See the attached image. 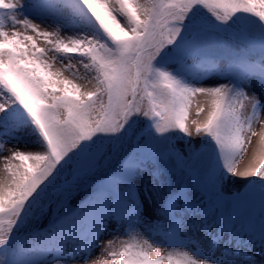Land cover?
Returning a JSON list of instances; mask_svg holds the SVG:
<instances>
[{
  "label": "snow or ice",
  "instance_id": "6c2138e0",
  "mask_svg": "<svg viewBox=\"0 0 264 264\" xmlns=\"http://www.w3.org/2000/svg\"><path fill=\"white\" fill-rule=\"evenodd\" d=\"M0 264H264V0H0Z\"/></svg>",
  "mask_w": 264,
  "mask_h": 264
},
{
  "label": "rangeland",
  "instance_id": "374dc122",
  "mask_svg": "<svg viewBox=\"0 0 264 264\" xmlns=\"http://www.w3.org/2000/svg\"><path fill=\"white\" fill-rule=\"evenodd\" d=\"M70 34V33H69ZM202 99V98H201ZM192 116L193 118H195V108H193V111H192ZM181 147H183V145L181 144ZM249 155V154H248ZM248 155L245 156L244 160L241 162V164L245 161V159L248 157ZM241 166V165H240ZM235 179V178H234ZM233 191H243V188H240V186L237 185L236 183V180H235V184L233 186ZM75 201H73L74 203ZM115 235L117 236H122L123 235V230H120V232L118 233H115ZM107 239H111L112 238V235H108L106 237ZM151 238V237H150Z\"/></svg>",
  "mask_w": 264,
  "mask_h": 264
},
{
  "label": "bare ground",
  "instance_id": "6f19581e",
  "mask_svg": "<svg viewBox=\"0 0 264 264\" xmlns=\"http://www.w3.org/2000/svg\"><path fill=\"white\" fill-rule=\"evenodd\" d=\"M254 148H255V140L253 142V150H254ZM250 156H251V152L249 153V155L245 159V161L241 164V166H240V169L241 170H243V168L246 167L247 164L249 163ZM235 180H236L237 185L240 186V188H243L244 187V185L246 183V181L244 179H241V178L237 177V178H235Z\"/></svg>",
  "mask_w": 264,
  "mask_h": 264
}]
</instances>
